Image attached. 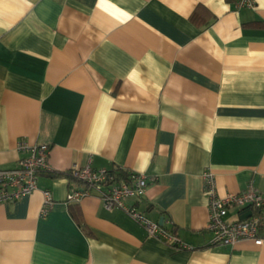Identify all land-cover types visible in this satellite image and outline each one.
<instances>
[{
	"label": "crops",
	"instance_id": "1",
	"mask_svg": "<svg viewBox=\"0 0 264 264\" xmlns=\"http://www.w3.org/2000/svg\"><path fill=\"white\" fill-rule=\"evenodd\" d=\"M0 0V168L48 144L39 188L0 204V264H264V243L214 246L202 178L264 193V0ZM144 173L128 198L188 248L150 235L75 165ZM54 203L42 216L43 191ZM230 210L227 220L239 219ZM264 235V230L263 233Z\"/></svg>",
	"mask_w": 264,
	"mask_h": 264
},
{
	"label": "built area",
	"instance_id": "2",
	"mask_svg": "<svg viewBox=\"0 0 264 264\" xmlns=\"http://www.w3.org/2000/svg\"><path fill=\"white\" fill-rule=\"evenodd\" d=\"M237 9L253 8L255 0H235ZM22 153L19 165L15 168H0V204L16 202L25 196L32 195L39 188V179L43 173L51 172L48 161L50 146L22 141L18 144ZM120 171L114 169H95L90 164L73 166L68 174L78 184L68 194V203L80 202L93 191L100 193V198L107 210L121 208L134 219L141 222L150 235L161 237L172 245L185 249L188 245L172 233L160 222H153L134 206H128V198L142 199L145 197L149 178L144 173L135 171ZM205 192L209 203V221L207 229L213 234L214 246H234L243 240H252L256 245L264 243V193L252 182L240 193L229 192L220 194L216 175L210 169L202 174ZM44 202L41 208L42 216H46L53 203L49 190L43 191ZM237 209L241 214L247 209L250 216L245 219L227 220L230 210Z\"/></svg>",
	"mask_w": 264,
	"mask_h": 264
},
{
	"label": "water",
	"instance_id": "3",
	"mask_svg": "<svg viewBox=\"0 0 264 264\" xmlns=\"http://www.w3.org/2000/svg\"><path fill=\"white\" fill-rule=\"evenodd\" d=\"M251 214V210L247 209L246 211H244L241 215H240V219H245L247 218L248 216H250ZM163 220H161V224H162Z\"/></svg>",
	"mask_w": 264,
	"mask_h": 264
},
{
	"label": "trees",
	"instance_id": "4",
	"mask_svg": "<svg viewBox=\"0 0 264 264\" xmlns=\"http://www.w3.org/2000/svg\"><path fill=\"white\" fill-rule=\"evenodd\" d=\"M114 170H116V171H118V172L120 171V174H121V175H122V174H125L124 172H126V171H122V170H124V169H122V168H120V169L117 168V169H114Z\"/></svg>",
	"mask_w": 264,
	"mask_h": 264
}]
</instances>
